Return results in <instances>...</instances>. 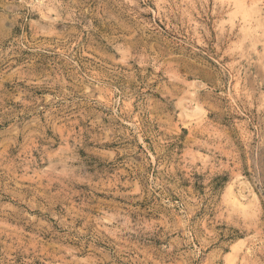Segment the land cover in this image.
Here are the masks:
<instances>
[{"label":"rangeland","instance_id":"374dc122","mask_svg":"<svg viewBox=\"0 0 264 264\" xmlns=\"http://www.w3.org/2000/svg\"><path fill=\"white\" fill-rule=\"evenodd\" d=\"M0 264H264V0H0Z\"/></svg>","mask_w":264,"mask_h":264},{"label":"bare ground","instance_id":"6f19581e","mask_svg":"<svg viewBox=\"0 0 264 264\" xmlns=\"http://www.w3.org/2000/svg\"><path fill=\"white\" fill-rule=\"evenodd\" d=\"M238 1L243 2V0H238ZM238 1H237V0H234V3L237 4ZM244 1H245V0H244ZM247 2H248V1H247ZM247 2H245V3H247ZM249 3H250V1H249ZM242 4H243V3H242ZM247 5H248V4H247ZM239 7H240V6H239ZM244 8H245V7H244ZM248 10H249V9H248ZM248 10H247V11H248ZM245 11H246V10H245ZM251 12H252V11H251ZM238 13H239V11H238ZM249 13H250V11H249ZM249 13H248V15H250ZM243 14H244V16H245V13H243ZM241 16H242V15H241ZM246 16H247V15H246ZM249 17H250V16H248L246 19H248ZM238 19H239V18H238ZM243 20H244V19H243ZM250 21H251V20H250ZM250 21H249V22H250ZM252 21H253V20H252ZM252 21H251V22H252ZM251 22H250V24H251ZM244 24H245V23H244ZM248 24H249V23H248ZM243 26H244V25H243ZM249 26H250V25H249ZM251 29H252V28H251ZM195 30H196V29H195ZM244 32H245V31H244ZM243 35H245V34H243ZM241 44H242V43H241ZM237 47H238V46H237ZM235 84H236V83H235ZM236 85H237V84H236ZM244 132H245V131H244ZM246 134H247V133H246Z\"/></svg>","mask_w":264,"mask_h":264}]
</instances>
